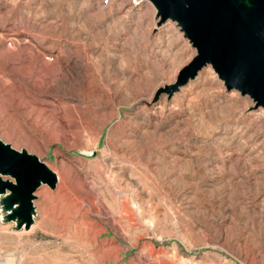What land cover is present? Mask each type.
Returning a JSON list of instances; mask_svg holds the SVG:
<instances>
[{
  "label": "rangeland",
  "instance_id": "rangeland-1",
  "mask_svg": "<svg viewBox=\"0 0 264 264\" xmlns=\"http://www.w3.org/2000/svg\"><path fill=\"white\" fill-rule=\"evenodd\" d=\"M147 0H0V140L45 162L11 264H264V109Z\"/></svg>",
  "mask_w": 264,
  "mask_h": 264
},
{
  "label": "water",
  "instance_id": "water-1",
  "mask_svg": "<svg viewBox=\"0 0 264 264\" xmlns=\"http://www.w3.org/2000/svg\"><path fill=\"white\" fill-rule=\"evenodd\" d=\"M160 25L177 23L196 49L179 72L177 83L160 90L173 95L207 67L228 92L249 96L254 109H264V0H147ZM55 172L37 156L0 140V208L2 220L16 231L29 229L37 216L36 193L57 188Z\"/></svg>",
  "mask_w": 264,
  "mask_h": 264
},
{
  "label": "built area",
  "instance_id": "built-area-1",
  "mask_svg": "<svg viewBox=\"0 0 264 264\" xmlns=\"http://www.w3.org/2000/svg\"><path fill=\"white\" fill-rule=\"evenodd\" d=\"M0 264H11L5 251L0 248Z\"/></svg>",
  "mask_w": 264,
  "mask_h": 264
}]
</instances>
